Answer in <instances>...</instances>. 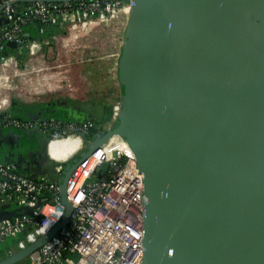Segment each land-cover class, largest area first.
<instances>
[{"label": "water", "instance_id": "95a60500", "mask_svg": "<svg viewBox=\"0 0 264 264\" xmlns=\"http://www.w3.org/2000/svg\"><path fill=\"white\" fill-rule=\"evenodd\" d=\"M119 69L121 113L66 166L63 219L0 264L68 224V180L115 134L143 174L141 264H264V0H133Z\"/></svg>", "mask_w": 264, "mask_h": 264}, {"label": "built area", "instance_id": "2783aa9c", "mask_svg": "<svg viewBox=\"0 0 264 264\" xmlns=\"http://www.w3.org/2000/svg\"><path fill=\"white\" fill-rule=\"evenodd\" d=\"M132 6L133 0H0V65L13 58L18 66L24 54L41 49L42 42L29 37L27 26H39L41 32L50 27L57 32L78 31L84 24H101ZM10 41L18 47L7 46ZM7 108L0 112L4 127L36 129L50 143L77 135L83 137L85 149L94 140L89 138L92 129L108 130L117 122L122 101L112 106L114 122L106 128L93 119L15 116ZM63 171L54 178L33 177L15 163L0 161V210L12 206L20 211L0 220V247L12 241L1 249L3 258L29 246V233H46L63 219ZM143 187V174L127 141L119 134L108 138L68 180L67 197L73 207L68 224L27 257L29 264H141L146 215Z\"/></svg>", "mask_w": 264, "mask_h": 264}, {"label": "rangeland", "instance_id": "374dc122", "mask_svg": "<svg viewBox=\"0 0 264 264\" xmlns=\"http://www.w3.org/2000/svg\"><path fill=\"white\" fill-rule=\"evenodd\" d=\"M130 15L131 12H120L89 32L70 31L66 28L63 32L54 30L52 34L41 39H34L40 40L42 47L37 53H26L18 59V68L27 73L23 89L12 91L11 98H14L16 104L23 103L25 106L28 105V97L49 99L50 96L60 93L85 101L103 102L106 106H113L114 103L122 101L119 64ZM10 83L21 87L22 78L13 77ZM40 84H45L44 89L36 93L34 87ZM113 122L111 115L103 127L106 128ZM82 139L83 137L81 140L70 138L69 143L60 140L57 142L60 147L56 148L53 144H44V151L50 155L56 154L59 160L65 157L64 160L69 158L72 161L84 150L81 147ZM68 163L69 161H66L67 165ZM40 233V230L29 233V236H32L29 237L30 244L41 236ZM29 262L26 257L18 264Z\"/></svg>", "mask_w": 264, "mask_h": 264}, {"label": "crops", "instance_id": "0c3cea01", "mask_svg": "<svg viewBox=\"0 0 264 264\" xmlns=\"http://www.w3.org/2000/svg\"><path fill=\"white\" fill-rule=\"evenodd\" d=\"M15 63L13 58H8L0 66V99L3 101V104H0V112L9 106L6 110L7 113L27 118H36L40 115H50L63 119L71 117L82 120L92 118L101 122V125L107 120L103 121L106 118L105 103L85 101L65 93L50 96L49 99L28 97L30 99L27 101V106L23 103L16 104L14 98H11L12 90L7 87L5 81V75L15 73L12 71L16 67ZM70 138L81 140V137L77 135ZM44 144H53L55 145L54 148L60 147L57 143H50L36 129L4 127L0 123V161L15 163L33 177L48 175L54 178L58 171L65 170L66 161L70 162V160L69 158L64 160L65 157L59 160L56 154L46 153ZM2 146L4 147L1 149ZM11 207L5 206L2 209L11 210ZM40 234L42 235V233ZM1 255L0 261L5 258ZM20 262L21 260L17 263Z\"/></svg>", "mask_w": 264, "mask_h": 264}, {"label": "trees", "instance_id": "16d2710c", "mask_svg": "<svg viewBox=\"0 0 264 264\" xmlns=\"http://www.w3.org/2000/svg\"><path fill=\"white\" fill-rule=\"evenodd\" d=\"M40 29H41V27L36 26V25H34V26H27L25 28L26 32L30 33V36L29 37L31 39H41V38L45 37L48 34H52V32L55 30V28L50 27V28H46V30L44 32H41ZM15 66H16V68H18L17 62L15 63ZM1 103L3 104V101L0 99V104ZM111 113H112V106H108L107 105L106 106V118L103 121H105L109 116H111ZM88 119H92V118H88ZM66 120L81 122V121H84L86 119H83L82 120L80 118L71 117V118H66ZM93 120H95L97 123H101V122L97 121L96 119H93ZM101 131H102L101 128H94V129H92L91 132H90L89 138H96ZM11 242L12 241L8 240V241H6L5 243H3L1 245V247H0V255H1V249L3 247H6L7 245H9Z\"/></svg>", "mask_w": 264, "mask_h": 264}, {"label": "bare ground", "instance_id": "6f19581e", "mask_svg": "<svg viewBox=\"0 0 264 264\" xmlns=\"http://www.w3.org/2000/svg\"><path fill=\"white\" fill-rule=\"evenodd\" d=\"M131 12V9L130 8H128V7H125L124 9H122L121 10V13H125V14H128V13H130ZM100 25V22H98V21H91V22H89V23H87V24H84V25H82L81 26V31H84V32H89L90 30H92L93 28H95L96 26H99ZM80 30H78V31H80ZM6 61V60H5ZM37 61V60H36ZM45 63V62H44ZM12 71H15V73H12L11 75H5V81H6V84H7V87L10 89V90H12V91H14V90H18V91H20V90H22L23 89V86H24V84H25V76H26V73L27 72H24V71H22V70H19L18 68H16L15 67V69H12ZM13 77H21L22 78V85H21V87H16V86H13L11 83H10V79L11 78H13ZM45 84H40V85H38V87H34V89H35V91H36V93H40V92H42L43 91V89H44V86ZM66 87V86H65ZM48 89H50V88H52V87H47ZM60 92V91H59ZM69 92V91H68ZM64 141H66V142H70V138H68V139H63Z\"/></svg>", "mask_w": 264, "mask_h": 264}]
</instances>
